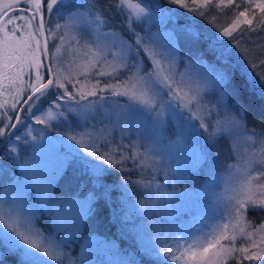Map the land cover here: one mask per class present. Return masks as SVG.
Listing matches in <instances>:
<instances>
[{"label":"snow or ice","instance_id":"1","mask_svg":"<svg viewBox=\"0 0 264 264\" xmlns=\"http://www.w3.org/2000/svg\"><path fill=\"white\" fill-rule=\"evenodd\" d=\"M169 2L205 18L206 10L214 6L213 0H191V3L189 0H169ZM23 3L26 7H21V0H6L0 5V20H3V23H0V78L7 81L5 88L15 89L16 94L10 105L13 113L19 111L17 104H21L28 106L24 110L30 117L35 116L33 108L38 111L45 102H49L51 106L44 114V118H36V123L47 124L50 120L65 117V112L77 111L81 106L79 100L75 99L76 95H79L81 100L89 95H96L94 90L85 92L83 84L76 93L68 91L66 82H72L71 73L65 74L62 67L64 63L62 57L67 53L72 56L73 62L77 58L82 60L81 64L75 65L81 69L80 75L87 76L94 69L96 75L109 77H114L122 69L129 72L130 74L119 84H105V87L112 88L114 95L128 96L131 101L146 110L149 118L152 112H156L157 119L162 117L164 109H173L175 102V107L179 108L181 113L186 110L190 120L199 121V127L208 130L210 125L205 123V119L211 118L213 113L211 109L204 108L203 93L199 87L193 92L184 82L182 74L181 79H176L171 65L168 69L164 67V53L145 45L144 37L134 32L133 24L150 16L146 7L142 5V0H111L117 14L124 17L125 27L135 36L134 44L128 43L114 31L101 32V28L110 25L99 9L87 14L76 13L71 11L72 8L77 7L72 0H23ZM232 3L233 0H220L219 5L215 6L223 8ZM88 7L97 6L90 4ZM253 7L264 13V0ZM12 9H16L19 14L10 15ZM28 11H31V16L27 14ZM65 12L68 14L67 19L64 16ZM46 15L49 17L48 23L45 21ZM52 15L64 20V24L56 23L54 27L51 26ZM88 17L92 18L88 19ZM241 17L244 19L241 20ZM17 20H23V23H15ZM214 22L215 17L209 20V23ZM242 23L252 25V20L247 18L245 12H240L229 27L223 28L221 35L233 37V32ZM92 25L95 26L94 31L91 29ZM258 26H264V16L260 17ZM255 30L256 27L242 29L240 38L233 37L236 48L246 57L247 49L242 48L241 39L244 32ZM85 33L89 39L81 44V37ZM49 38L53 41L51 59L55 67L41 60V56L49 58ZM198 39L199 33H193V42ZM56 41L59 43H55ZM141 52L150 61V71L146 70L142 61L138 59ZM107 55H112L114 62L108 61ZM258 67H264V59L260 60L259 64L251 63L252 69ZM41 69H46L48 73L49 78L46 82ZM26 70L27 79H25ZM249 75L253 76V87L258 85L260 94L264 96V74L249 72ZM218 79L221 85L225 82L232 84L235 75L226 76L221 73ZM99 83L97 81L96 85L92 86L93 89ZM212 84L215 87L216 78L212 80ZM119 88H123L124 91L120 92ZM55 89H63V92H56ZM25 92L29 94L22 96ZM165 96L169 99L162 101ZM65 97L68 101L74 100L75 107L54 113L52 107L59 109L58 101ZM230 103L229 111L238 119H227L226 126L217 122L218 127L209 133V144L216 142L218 138L229 140L235 138L237 141L242 140L247 146L243 151H237V148L230 143L235 163L227 166L229 177L233 181L229 187L231 195L224 209L227 215L221 214L214 222H206L200 229L184 233L180 237L173 234L174 247L165 244L158 250L146 251L145 255L161 258L163 264H168V261L172 264H229L230 260H235L236 264H242L244 260L264 264V217L261 218L260 223L247 220L249 212H264V130H249L245 126L247 117L244 108L239 101ZM0 107L7 109L9 107L7 101ZM225 107L228 105L226 104ZM157 108L161 110L157 111ZM201 108L204 109V114H200ZM180 118L183 119L182 115ZM18 123H23L19 115H9L7 110L0 113V138L10 137L11 130L15 129ZM82 135L91 136V133L85 132ZM19 139L20 137L17 136V140ZM70 139L80 145L87 155L112 167L119 166L130 158L136 161L139 155L134 153L131 157H125L121 154V159L116 160L115 151L100 154V150L93 147L89 152L88 146L83 144L81 139L75 136ZM11 151L15 152L16 149L12 148ZM121 170L125 169L121 168ZM256 236H259V239H255ZM238 239L241 243L247 241L248 246L237 247ZM0 244L3 245L4 251L18 256V264H64V260L68 259L67 254L62 251L61 242L54 240L45 230L37 227L31 214L17 207L6 208L0 205ZM2 256L3 252H0V258Z\"/></svg>","mask_w":264,"mask_h":264},{"label":"trees","instance_id":"2","mask_svg":"<svg viewBox=\"0 0 264 264\" xmlns=\"http://www.w3.org/2000/svg\"><path fill=\"white\" fill-rule=\"evenodd\" d=\"M2 1L0 0V2ZM166 2V0H142L143 4H148V6H145L151 13L162 17L163 24L168 20L164 31H168L170 34L173 33L175 42L180 43L181 36L185 37L186 41L189 42V57L186 56L184 50L179 46L177 47L179 58H175L174 61L178 64L175 67L176 71L186 66L189 69H200L208 76L207 80L211 79L212 81L216 78L215 87L212 82H206L209 86V91L212 93L206 97V100L210 104L217 105L216 93L221 94L220 109L225 111L224 114L220 115V121H223L225 126L227 119L237 118L229 111L230 102L239 101L247 117L245 126L249 130H264V96L260 94L258 85L253 87V76L249 75V72L264 74V67L251 68L252 62L259 64L260 60L264 59V57L261 58L257 55L258 51H264V26H258V21L261 16H264V13L256 10H253V12L245 10L244 7V5L249 3H255L256 0H233L232 5L221 7L222 12L219 14L213 11L216 7H211L206 11V18L202 17L199 22L188 19L189 16L183 18L176 11L171 12L173 16H168L169 14L164 16L163 13L168 8ZM72 3L77 5V7L71 9L73 12L87 14L90 11L95 12L99 9L110 25L109 27L101 28V31H114L130 43H134L135 36L125 27L124 17L117 14L115 6L109 0H72ZM90 4H96L97 7L89 8L88 5ZM180 10L182 11V9ZM240 12L246 13L247 18L252 20V25L242 23L240 28L235 31L236 34L233 37L240 38L242 29L256 27L255 31L244 32L241 39L242 48L247 49V57L241 50L236 48L233 37L223 36L219 40L211 32L214 28L203 27L213 17H215L214 23L217 28L229 27L232 23L231 21ZM67 15H65V19H67ZM140 31L142 32V28L139 30V34ZM144 33L146 38L148 36L152 38L153 36L148 30ZM193 33H199V39L196 42L192 40ZM80 41H83L82 38ZM218 43L222 46L220 47ZM205 62L208 63L206 64ZM221 73L226 74V76L235 75L233 83L228 84L225 82L221 85L218 79ZM126 75H129L126 71L121 75L116 74L115 76L117 77H112L110 84H119L120 81L126 78ZM99 81L100 83L95 89L96 95H94V98L87 96L86 99L81 100L75 97L76 100H79L80 106L86 105V108L82 110L81 116L77 115V110L65 112V117H62L65 121L64 126H69L73 133L93 132V129L95 130L101 126V123L107 125L109 121L117 119L112 117L115 112H110L103 107L105 102L102 99L106 97L112 101V104L114 102L124 104L125 102L128 103L127 105L130 109L136 108L134 101L125 99L123 95H114L112 88H106L105 84H109V82ZM119 89L122 92V88ZM27 93L25 92L24 96ZM52 103L54 104L55 101ZM226 104L228 107H225ZM50 106L49 102H45L42 105L44 109ZM62 106L64 107L62 111H65L69 107H75V101H70L68 105ZM140 108L141 106L138 105L139 111ZM89 110L93 111L91 112L92 114L86 113ZM123 115L118 114L119 117ZM140 116L141 118H146L149 122L148 124L154 128L155 132L151 130L150 126L149 140L153 143L151 147L154 146L152 151L159 149V147L162 149L161 158L158 159L154 153V158L144 163L137 161V158L136 161L130 158L123 161L121 165L112 167L93 156L84 155L81 151L76 152V156L67 151L64 154H60H63L66 160L62 165L61 173L58 176L59 181L56 184L55 193H53L56 199H86L89 201L85 221L82 220L84 222H81L74 241L81 243L85 238L112 241L114 243V253L111 258L116 264H163L162 259H155L140 252L137 244V240H144L139 235L140 231H144L147 236H153L156 232L160 231L162 233L166 229V219L161 213L158 214L157 211L151 210L149 206L152 199L158 197L152 194L165 193L168 197L182 195L187 197V199L190 198L188 204L190 206L189 202H192V208H195V206L201 207L202 205L207 207L208 210H205V212L212 210L216 201L222 200L219 205L224 210L231 195L229 187L233 182L229 177L227 166L235 163L233 153L230 150V143L237 148V151H243L247 147L242 140L237 141L235 138H231V140L218 138L216 142L209 144V133L217 128L218 125L215 127L213 124H209L210 127L205 131V129L199 127V123L190 124L184 122L183 120H186V116H183L182 120L178 117V126L172 127L173 137H170L169 133L171 131H169V128L167 129L168 133L165 134V128L169 127V123H161L157 127L150 124L155 118L153 113H151V118L146 112L140 114ZM214 119L215 117L213 116L209 123L213 122ZM96 122L100 123L96 125ZM142 125L140 117L136 118L134 115L124 122L122 121L119 128L114 132L108 133V130L106 134L108 136L107 141L102 142L97 147L100 150V154L115 151L116 160L121 159V154L125 157H131L135 152L134 143L131 140H133L136 129ZM64 126L62 127L63 130H65ZM57 129L59 130V128ZM179 136L182 137L177 142ZM195 141L197 146L193 145L196 143ZM157 143L160 146L157 147ZM170 145L175 146L174 151L178 156L174 153V155L170 154ZM2 155H0V165L2 166L0 170V195L5 191V185L9 186L21 177L17 171L18 167L5 156L1 157ZM177 157H181L183 160L180 161ZM153 161L155 163L151 164ZM157 161L158 163H156ZM121 168L125 170L122 171ZM221 178H224L223 187L220 182ZM136 181H140V183H135ZM221 189L223 192H221ZM204 192L208 194H201ZM220 194L221 197H219ZM194 198L196 199L193 200ZM142 207H144V210L140 211ZM128 208L131 209V221L127 224L124 219L128 215ZM154 212L157 216L153 214ZM262 217H264V212H249L247 214V220L254 223H260ZM45 221L47 224L48 220L45 219ZM159 225L164 226V228ZM254 238L259 239V236ZM241 246H248L247 241L244 243L240 242L239 247ZM0 252H3L0 263L18 264V256L4 251L2 244H0ZM168 264H172V262L168 261ZM229 264H236V261L230 260ZM242 264H260V262L244 260Z\"/></svg>","mask_w":264,"mask_h":264},{"label":"rangeland","instance_id":"3","mask_svg":"<svg viewBox=\"0 0 264 264\" xmlns=\"http://www.w3.org/2000/svg\"><path fill=\"white\" fill-rule=\"evenodd\" d=\"M109 1L111 2V0ZM166 1L168 2V3L166 2L168 8L166 9V12L163 13L164 16L165 15L167 16L168 14H169L168 16H173L171 12L176 11L178 15L182 16L183 18L189 16L188 19L196 20L198 22L201 20L202 18L201 16H197L194 13L188 12L185 9H182L181 11L178 5L171 4L169 0ZM5 2L6 0H3L2 2H0V5H3ZM260 2H262V0H256L255 3H249L247 5H244L245 10H249L252 12L253 10H256L257 12H260L258 8L253 7L255 4ZM189 3H191V0H189ZM219 3L220 0H213L214 6L212 7H216L215 9H213V11L217 12V14L222 12L221 7L215 6V5H219ZM142 5L148 6L147 3L145 4L142 3ZM21 7L22 8L26 7V5L23 3V0H21ZM146 9L150 13V16L147 18H143L138 23H134L133 24L134 32L139 36L144 37L145 45L155 48L158 52L164 53V57H165L164 67L165 69H168L169 66L171 65L172 72L176 74V79L178 80L181 79V74H182V78L184 82L192 89L193 92H195L199 87L200 91L203 93L202 104L204 108L211 109L213 116L215 117V119L211 123H209V120L212 119L213 116L211 118L206 117L205 123L213 124L215 127H217L218 125L217 122H219L221 125H224L223 121H220L221 120L220 115L224 114L225 111L223 109H220L222 102L220 100L221 94L216 93V98L218 100L217 105L216 104L213 105L212 103L210 104L206 100V97L212 94L211 91H209L208 84H206V82L209 83L212 82L211 79L207 80L208 76L205 75V73L202 72L200 69H189L186 66L182 69H178L177 71L175 69V67L178 65L177 63L174 62L175 58H179V52L177 50L178 49L177 47L179 46L182 50H184L186 56L189 57L190 56L189 42L186 41V38L183 36H181L180 43L175 42L173 38L174 34L173 33L170 34V32L164 31V28L166 26L165 24L167 23L168 20L165 22V24H163L162 17H159L155 13H151L147 7ZM208 9L206 11H208ZM9 14L17 15L19 13L17 12L16 9H12ZM27 14L31 16L32 13L31 11H28ZM65 15H67V12L64 13V16ZM91 18L92 17H88V19ZM240 19L243 20L244 17H241ZM45 21L46 23L49 22L48 16L47 17L45 16ZM0 23H3V20H0ZM15 23L22 24L23 20H17L15 21ZM56 23L64 24V20H60L56 15H52L50 18V25L54 27ZM140 26L142 28V32L140 31L139 34V30H141ZM203 27H207L208 29L214 28L211 30V32L214 33L215 38H219L220 40L223 37L221 35L223 29L217 28L215 26V23L208 22L205 23ZM91 29L94 31L95 26L92 25ZM146 30L150 31L153 34L152 38L150 36H148L147 38L144 36L146 35L144 33ZM217 33H219V35H217ZM235 34L236 32H233V36ZM81 38L83 40L80 41L81 44H83L85 40L89 39L87 33L83 34ZM126 41L130 43L128 40ZM55 43H59V41H56ZM218 45L220 47L222 46L219 43ZM48 49H49L50 64H52L55 67L56 65L51 59V53L53 51V41L51 40V38H49ZM112 51H116V50L112 49ZM118 55L119 53H117V56ZM257 55L263 58L264 51L262 50L258 51ZM62 59L64 60L62 67L65 70V74H68L69 72L71 73L72 82L71 83L66 82V86L69 92L76 93L77 89H79L82 84L85 85L84 87L85 92L90 90L95 91V89L98 86L95 89H93L92 86L96 85L97 81L103 80L109 82V84L112 82L113 79L112 77L96 75L95 69L92 70V72H90L87 76L80 75L79 73L81 69L75 67V65L82 63V60L80 58H77L73 62L72 56L65 53ZM138 59L142 61V64L144 68H146V70L149 71L151 70L150 61L143 56L142 52L138 57ZM41 60L43 62V56H41ZM107 60L110 62H114L112 55H107ZM124 71L125 70L122 69L118 74L121 75L123 74ZM132 71H135V69H132ZM41 72L44 75L46 82V80L48 79L46 69H41ZM32 75L34 79L35 73L33 72ZM25 79H27V70L25 74ZM77 81H79L80 83H77ZM5 84H7V81H4L2 78H0V105H3L4 102L7 101L9 107L7 109L4 107H0V113L7 110L9 115L15 116L17 112L13 113L10 109V105L13 103V96H15L16 94L15 89L12 87L5 88L4 87ZM185 90L187 91V89ZM54 91L63 92V89H55ZM123 91L124 89L122 88V92ZM22 96H24V93L22 94ZM89 96L91 98H94L93 95H89ZM76 97L80 98L79 95H76ZM123 97L129 100L128 96L123 95ZM65 99L67 98L65 97L58 101V103L60 104L59 109H57L56 107H52V111L54 113L64 110V107L62 105L66 106L68 105V103H70V101L68 100H66L65 102ZM168 99L169 97L165 96L162 98V101H167ZM102 100L105 102L103 104V107L107 108L110 112H115V114H112V117L113 118L116 117L117 119L109 121L107 125L101 123V126H99L95 130L93 129V132L90 131L91 136L82 135V132H79L78 134H76V132L73 133L72 129L69 126L67 125L64 126L65 121L62 119V117H58L57 119L50 120L47 122V124L36 123V118L37 117L44 118V114L48 111V108L44 109L41 106L38 111L36 110V108H33V111L35 112V116L30 117L29 113L24 111L21 118L23 123L18 124L14 134L11 136V138L6 143L4 148L0 151V155L3 154L1 157L5 156L9 160H11L15 166L18 167L17 171L21 176L19 179H16L13 183H11L9 186L5 185L6 186L5 191H3L2 195H0V205L5 206L6 208L17 207L20 210L31 214L34 218V223L36 224L37 227L45 230V232L50 234L54 240L61 242L62 251L66 253L68 257V259L64 260V264H116L115 262L112 261L113 259L111 258L112 254L114 253V249H113L114 243H112V241L108 242V240L105 239L97 240L95 238L93 239L85 238L84 241L81 243L74 241L76 240L74 239V237L80 227L81 222L83 223L85 221V216L88 212L87 204L89 203V201L86 199L63 200V199H56L53 196V193H55L56 184L59 181L58 176L61 173L62 165L66 160L63 155L64 152L69 151L70 154L76 156L75 153L81 151L84 155L87 156L83 148L80 145H77L72 139H70V137L75 136L78 139H81L82 143L88 146V151L91 152L93 150V147L97 148L99 144H101L104 141H107L108 136L106 134L108 130H109L108 133L114 132L116 129L119 128L122 121L124 122L129 117L135 115L136 118L140 117V122L143 123V125L140 126V128L138 127L136 129L135 134L133 135V140H131V142L133 141L134 143V151H135L134 153L139 154L137 156V161L144 163L145 161H149L150 159L154 158L155 154L158 157V159L162 157L161 153L163 151L162 149H160V147L159 149H155L154 151H152V148L154 149V146L151 147L153 143H151V140H149V130L151 128H152L151 130H153L154 132L155 130L151 125L148 124L149 122L146 118H141L140 114L146 112V110H144L142 106L139 111L138 104L135 103L136 108L133 107L132 110L128 107L127 105L128 103L124 102L123 104V103L114 102V104H112V101L108 97ZM19 105L21 106V104ZM19 105L17 104L18 107L17 109L20 108ZM85 108L86 105L81 106L79 109H77L80 116L82 115V110ZM173 109L165 108L164 115L158 119L156 118V112H152L155 118L154 120H152L153 122H151L150 124L156 125L158 127V124L160 125L161 123L163 124L169 123V127L165 128V134L168 133L167 129L169 128V131H171L169 135H171L170 137H173L172 127L178 126L179 120H177V118L179 117V119H181L180 118L181 115L182 117L186 116L188 118V119L186 118V120H183L184 122L190 124L199 123V121L190 120L189 113L186 110L183 113H181L180 109L175 107V102H173ZM160 110L161 109L157 108V111ZM91 112L93 111L89 110L86 113L90 114ZM199 112L200 114H204V109L203 108L199 109ZM119 113L124 115L119 117L118 116ZM24 115L26 116L24 117ZM99 123L100 122H96V125H98ZM63 126L65 130L62 129ZM57 128H59V130ZM85 132L86 131H83V133ZM17 136L20 137L19 140H17ZM33 137H35V140H33ZM181 137L182 136L178 137L177 142L181 139ZM2 139L3 138H0V142ZM201 142L203 143L202 140ZM193 145L197 146V142L194 143ZM158 146H160L159 143H157V147ZM12 148H15L16 151L15 152L11 151ZM170 148H171L170 154L174 153L176 156H178V154L174 151L175 146L170 145ZM61 153L63 154L60 155ZM177 158L180 161L183 160L181 157H177ZM153 163H155V161L151 162V164ZM156 163H158V161ZM1 167L2 166L0 165V170ZM221 179L222 180H220V182L223 187L224 178ZM222 189L221 192H223ZM201 194L207 195L208 193L204 192ZM152 195H157L158 197L153 198L152 201L149 203L151 210L157 211L158 214L161 213L164 219H166L167 223H166V229L162 231V233H160L158 229L159 232H156L155 234H153V236H147L144 231H140L139 235L142 236L144 240H139V241L137 240V244L140 252H142L143 254H145L146 251L148 250H158L159 248L163 247L165 244H169L174 247L175 242L173 239V234H175V236L177 237H180L184 233L194 232L195 230L200 229L206 222H214L216 218L221 216V214L225 216L227 215V212L222 210V207L219 205V203L222 200L216 201L215 207L212 210L205 212V210H208L207 207H204L202 205L201 207L195 206V208H192L193 206L192 202H189L190 206L188 204L190 198L187 199V197H184L182 195H176L175 196L176 198L168 197L166 196L165 193H161V194L154 193ZM219 197H221V194L219 195ZM195 199L196 198H194L193 200ZM142 210H144V207L140 208V211ZM127 212L128 215L124 220L128 224L131 221L130 218L131 209L128 208ZM153 214L156 215L155 212ZM45 219L48 220L47 224ZM159 226L164 228V226L161 225ZM240 242L241 240L238 239L236 242L237 247H239ZM250 251H252V249H250ZM150 257H153L155 259H161L156 256H150Z\"/></svg>","mask_w":264,"mask_h":264},{"label":"water","instance_id":"4","mask_svg":"<svg viewBox=\"0 0 264 264\" xmlns=\"http://www.w3.org/2000/svg\"><path fill=\"white\" fill-rule=\"evenodd\" d=\"M46 35H47V34H46ZM42 43H43V41H42ZM43 62H44L45 64H50V58H47V59H46V58L43 57ZM47 75H48V73H47ZM48 78H49V76H48ZM26 107H27V105L20 106L19 111L17 112L16 115H19L20 118H22V115H23V113H24V111H25L24 109H26ZM14 122H15V121H14ZM18 124H19V123H18ZM18 124H17V126H18ZM16 128H17V127H16ZM16 128L11 130V135H10V137H8V138H3V139L1 140V142H0V151L4 148V146L6 145V143L9 141V139L11 138V136L14 134Z\"/></svg>","mask_w":264,"mask_h":264}]
</instances>
